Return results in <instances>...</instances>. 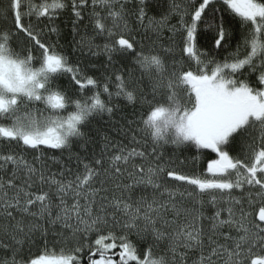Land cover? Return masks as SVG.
I'll return each instance as SVG.
<instances>
[{"label": "snow or ice", "instance_id": "1", "mask_svg": "<svg viewBox=\"0 0 264 264\" xmlns=\"http://www.w3.org/2000/svg\"><path fill=\"white\" fill-rule=\"evenodd\" d=\"M0 264H264V0H0Z\"/></svg>", "mask_w": 264, "mask_h": 264}, {"label": "trees", "instance_id": "2", "mask_svg": "<svg viewBox=\"0 0 264 264\" xmlns=\"http://www.w3.org/2000/svg\"><path fill=\"white\" fill-rule=\"evenodd\" d=\"M68 39H71L70 35L68 36ZM204 163H206V161H204Z\"/></svg>", "mask_w": 264, "mask_h": 264}]
</instances>
